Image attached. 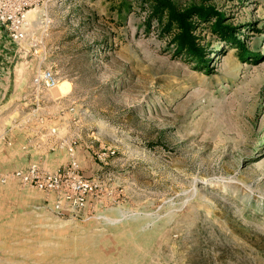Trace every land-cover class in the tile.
I'll list each match as a JSON object with an SVG mask.
<instances>
[{
	"label": "rangeland",
	"instance_id": "rangeland-1",
	"mask_svg": "<svg viewBox=\"0 0 264 264\" xmlns=\"http://www.w3.org/2000/svg\"><path fill=\"white\" fill-rule=\"evenodd\" d=\"M26 1L9 95L39 69L60 78L53 96L71 82L87 111L47 167L74 142L93 190L59 213L55 196L0 178V264H264V0H173L222 15L240 42L200 23L205 67L174 57L136 5L119 18L112 0ZM10 100L0 135L21 117Z\"/></svg>",
	"mask_w": 264,
	"mask_h": 264
},
{
	"label": "crops",
	"instance_id": "crops-1",
	"mask_svg": "<svg viewBox=\"0 0 264 264\" xmlns=\"http://www.w3.org/2000/svg\"><path fill=\"white\" fill-rule=\"evenodd\" d=\"M14 50L15 45L0 27V113L10 110L9 107L13 105L8 104L11 100L6 101L7 96H14L21 101H18L19 104L15 102V110L21 116L16 125L12 123L9 115L2 119L4 130L0 135V166L8 164V167L15 170L37 163L49 169L47 162L62 149L59 147L60 132L70 128L71 122L79 112L87 110L79 106L68 79L65 81L69 83L70 88L66 93L53 96L52 91L35 92L32 75L21 74L19 82L14 80L12 85L13 95H9L11 84L6 82L10 80L8 68L13 62ZM18 135L23 137L21 142L16 138Z\"/></svg>",
	"mask_w": 264,
	"mask_h": 264
},
{
	"label": "built area",
	"instance_id": "built-area-1",
	"mask_svg": "<svg viewBox=\"0 0 264 264\" xmlns=\"http://www.w3.org/2000/svg\"><path fill=\"white\" fill-rule=\"evenodd\" d=\"M29 6L26 0H0V27L13 42L20 44L28 39ZM58 84L59 77L49 69L37 70L32 78L33 90L38 93L50 92ZM74 145V142L65 144L69 160L61 168L51 170L32 163L27 168L0 174L1 181H18L24 187L55 196L54 208L59 213L80 211L86 206L93 184L79 172ZM62 146L60 143L59 147Z\"/></svg>",
	"mask_w": 264,
	"mask_h": 264
},
{
	"label": "trees",
	"instance_id": "trees-1",
	"mask_svg": "<svg viewBox=\"0 0 264 264\" xmlns=\"http://www.w3.org/2000/svg\"><path fill=\"white\" fill-rule=\"evenodd\" d=\"M112 12L117 11L121 18L135 5L146 12V30L155 29L160 39H167L174 57H181L186 61L205 67L209 59L206 57L207 49L200 44L197 30L202 22H210L211 17L216 20L211 23L210 30L223 42L240 45L234 39L229 27L222 24V15L213 14L210 8L190 5L181 8L173 0H112ZM117 3V4H115Z\"/></svg>",
	"mask_w": 264,
	"mask_h": 264
}]
</instances>
